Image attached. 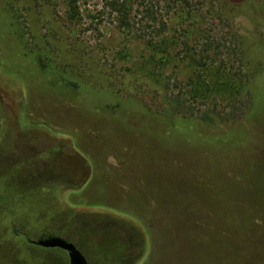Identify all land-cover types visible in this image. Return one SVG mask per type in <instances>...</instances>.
<instances>
[{
	"label": "rangeland",
	"instance_id": "374dc122",
	"mask_svg": "<svg viewBox=\"0 0 264 264\" xmlns=\"http://www.w3.org/2000/svg\"><path fill=\"white\" fill-rule=\"evenodd\" d=\"M127 1L0 0V264H70L45 234L88 264H264V120L216 136L251 103L236 0Z\"/></svg>",
	"mask_w": 264,
	"mask_h": 264
},
{
	"label": "trees",
	"instance_id": "16d2710c",
	"mask_svg": "<svg viewBox=\"0 0 264 264\" xmlns=\"http://www.w3.org/2000/svg\"><path fill=\"white\" fill-rule=\"evenodd\" d=\"M262 1V0H261ZM260 2L257 0H236L235 4V25L238 31V28L241 24V32H238L240 42L239 44L242 47H245L243 52V57L241 63H243V66L246 67L248 72V79H247V86H248V96L250 97V105L247 108V110L244 112L243 118L241 121H238L237 123L228 122L232 129H225L223 133H219L218 137L222 138L221 146L225 150H230L229 153L235 152L237 150H243V149H250L248 146L247 138L245 136L246 130H252V127H255L256 124L264 120V37L263 34V23H264V17L262 13L259 12L262 7L259 5ZM125 2H128L125 0ZM263 2V1H262ZM117 5L119 7H122V9H119V13L122 16V20H128L129 19V11L127 10V4H121L117 2ZM70 11L68 13V21L75 22L81 19L82 13L80 11V7L78 6V0H70L69 3ZM260 6V7H259ZM258 12V15L256 17L255 13ZM0 16V24L5 20V26L1 30L4 31V33L9 37L10 43L17 48L18 52L17 54L22 55V48L17 43L16 35H15V29L13 30L12 25L8 24V20L6 19L5 15L2 14ZM8 29H9V35H8ZM252 44V45H251ZM1 46V45H0ZM249 51V53H248ZM242 53V52H241ZM248 53V54H247ZM252 56H251V55ZM3 49L0 47V76L6 81L10 82H20L18 75H13L11 69L7 68L8 63L4 60H2ZM26 58H29L30 56L26 55ZM251 56V58H250ZM201 59L193 58V61L195 63H199ZM33 67V66H32ZM34 68V67H33ZM33 70H38L34 68ZM13 82L11 84H13ZM16 86V85H14ZM16 88H22L21 84L17 85ZM111 95H115L117 97H122L123 95H119L118 93H113L112 91H109ZM24 96V95H23ZM128 98L136 99V107L137 109H140L145 114H148L146 109L143 107V104L134 96H128ZM106 102V101H102ZM114 103H118L115 101H110ZM181 123L185 124V127H192L195 128V125L197 121L195 119H185L180 120ZM164 123L166 126H176L179 121H176L175 123H169L165 122V119L161 120L159 117V123ZM168 125H167V124ZM212 126H214L213 123ZM216 125V124H215ZM197 129V128H196ZM195 129V130H196ZM215 135V134H213ZM248 146V148H247Z\"/></svg>",
	"mask_w": 264,
	"mask_h": 264
},
{
	"label": "water",
	"instance_id": "95a60500",
	"mask_svg": "<svg viewBox=\"0 0 264 264\" xmlns=\"http://www.w3.org/2000/svg\"><path fill=\"white\" fill-rule=\"evenodd\" d=\"M30 243L47 248H61L69 253L71 264H88L84 255L76 245L55 235L42 236L38 240H30Z\"/></svg>",
	"mask_w": 264,
	"mask_h": 264
},
{
	"label": "flooded vegetation",
	"instance_id": "af4514ba",
	"mask_svg": "<svg viewBox=\"0 0 264 264\" xmlns=\"http://www.w3.org/2000/svg\"><path fill=\"white\" fill-rule=\"evenodd\" d=\"M47 235H50V234H45L44 236H47ZM52 235V234H51ZM65 251V250H64ZM66 253H67V255H68V259H69V262H70V264H71V260H70V256H69V253L67 252V251H65Z\"/></svg>",
	"mask_w": 264,
	"mask_h": 264
}]
</instances>
